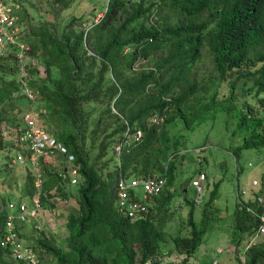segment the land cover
Instances as JSON below:
<instances>
[{"label": "trees", "instance_id": "obj_1", "mask_svg": "<svg viewBox=\"0 0 264 264\" xmlns=\"http://www.w3.org/2000/svg\"><path fill=\"white\" fill-rule=\"evenodd\" d=\"M99 12L101 18L91 25L77 29L82 20L75 19L69 30L42 29L28 43L40 63L30 70L29 86L38 91V106L45 110L42 124L80 167L78 185L72 186L60 177L67 169L64 159L59 167L44 165V207L53 193L76 197L79 207L68 217L63 245L53 247L43 240L39 252L51 253L56 264H160L174 253L183 257L180 264H192L218 212V187L205 206L201 227L194 219L195 199L188 202L189 234L179 230L171 235L174 249L165 252L174 196L167 188L175 183L176 158L185 144V137L172 136L171 129L181 123L193 131L225 113L238 118L236 133L242 143L233 150L235 157L246 150L263 152L264 109L262 117L247 98H260L264 107V0H109ZM204 51L218 81L202 83L197 77ZM20 79L15 56L0 57V155L14 150L2 125L13 126L18 136L21 112L33 106ZM225 83L227 91L221 88ZM238 85L247 96L241 106ZM113 105L133 132L144 131L142 140L130 141L120 157L114 150L127 140L126 124L113 113ZM155 116L159 121L152 123ZM30 176L32 196L36 187ZM122 176L167 178L165 190L148 201V213L136 221L117 207L116 184ZM261 180L264 187V173ZM233 218L232 240H250L256 223L242 204ZM4 220L5 213H0V230ZM257 245L248 251V264L264 263V238ZM0 264L22 263L0 247Z\"/></svg>", "mask_w": 264, "mask_h": 264}, {"label": "rangeland", "instance_id": "obj_2", "mask_svg": "<svg viewBox=\"0 0 264 264\" xmlns=\"http://www.w3.org/2000/svg\"><path fill=\"white\" fill-rule=\"evenodd\" d=\"M28 0L25 13L21 15V28L27 43L35 40V33L42 29H50L62 32L70 28L73 20L81 19L82 23H77V29L91 25L101 18L98 11L104 10L109 0ZM98 14V16H96ZM83 16L86 18L82 19ZM96 16V19L93 18ZM87 20V21H85ZM37 66L39 61L32 58ZM43 70V69H42ZM196 74L202 83H211L219 80L213 62L208 51H204L202 62L196 68ZM240 83V82H239ZM227 83L221 88L227 91ZM242 85H238V100L240 106L248 99L249 105L253 106L258 114H262L264 109L260 98L242 94ZM229 88V87H228ZM247 99H246V98ZM264 95L261 96V98ZM39 103L34 105L35 110L45 113ZM30 104L24 105L26 108ZM102 108H97L99 113ZM246 111V108L242 109ZM22 111V110H21ZM264 118V117H263ZM98 117L94 119V123ZM238 118L229 116L225 113H218L215 119L209 118L208 121L199 125L195 130L188 131L183 124L178 123L175 129H171L172 136L181 134L185 137V144L180 147L179 155L176 158V180L173 186L168 187L174 194L172 200V218L168 225V235L166 236L165 252L174 249L171 235L177 234L180 230L183 235L189 234L187 228L191 207L188 202L196 199L195 189L191 186L192 181L200 172H204L207 179L203 186L201 203L195 209V221L201 227L203 211L206 204L210 201L212 192L218 187L216 192L215 206L218 212L215 213L211 222L210 230L204 237L203 243L191 259L192 264H248V252H245L248 240L241 243L233 241L234 218L233 214L237 206L247 203L258 189H253L252 181L261 180L264 173V150L261 153L257 150L242 151L240 156L235 157L233 150L240 146L242 137L237 134ZM5 140L13 147L12 152H4L0 155V187L8 190V193L18 187V177L26 181L29 180L28 172H22L21 166L15 165L14 155L17 154V133L13 126L8 123L2 125ZM102 140V138H101ZM98 145L92 148V156L98 155ZM57 161L55 166L59 165ZM252 163L253 167H249ZM112 163L110 166H113ZM28 171V170H27ZM30 194L31 187L25 188ZM24 189V190H25ZM252 200V199H251ZM250 200V201H251ZM196 204V203H195ZM76 197L64 199L60 195L53 193L46 199L45 213L43 215L54 218L55 237H51L50 246L61 247L69 235L67 229L68 217L71 213L78 210ZM47 226V225H46ZM46 227L40 230L41 235H45ZM249 238V237H248ZM40 240V239H39ZM42 241V240H41ZM263 241L259 239L258 245ZM236 243V244H235ZM257 245V246H258ZM222 250V252H220ZM47 255L43 258L42 264H56L51 253L44 250ZM182 256L175 253L169 257H162L160 264H180ZM264 264V263H263Z\"/></svg>", "mask_w": 264, "mask_h": 264}, {"label": "built area", "instance_id": "obj_3", "mask_svg": "<svg viewBox=\"0 0 264 264\" xmlns=\"http://www.w3.org/2000/svg\"><path fill=\"white\" fill-rule=\"evenodd\" d=\"M36 2L38 1L35 0ZM27 3L28 0H0V57L15 56L18 62L22 93L33 105L30 110L20 114L22 128L16 146L21 149V152L14 162L29 166V171L35 179L36 193L30 203L11 201L7 204L5 220L0 230V247L6 250L11 260L16 263L42 264L39 248L24 242L21 236V227L42 217L45 213L42 202L45 182L44 165L59 167L62 163L61 159H64L67 169L61 172L60 177L72 186L78 185L80 167L77 165L75 156L70 154L66 146L44 127L41 120L43 113L34 108V105L39 103L40 97L38 91L29 86V81L31 80L30 70L37 65L32 59L31 47L21 28V15L25 13ZM112 111L121 116L126 124L127 140L118 142L114 150V154L120 157L123 147L130 141L140 142L142 140L144 131L133 132L134 128L114 105ZM158 121L157 116L151 120L152 123ZM57 161L60 163L55 166ZM249 167H253V164L250 163ZM206 179L205 173H199L191 183L196 192L195 202L197 205L201 203ZM166 187V177L154 176L146 179L120 177L116 184L117 207L120 214L131 221L144 217L149 211L148 201L159 196ZM252 187L258 189L251 197L252 200L241 203L256 223L255 233L247 243L245 252L256 246L260 238H264L263 182L254 179Z\"/></svg>", "mask_w": 264, "mask_h": 264}, {"label": "crops", "instance_id": "obj_4", "mask_svg": "<svg viewBox=\"0 0 264 264\" xmlns=\"http://www.w3.org/2000/svg\"><path fill=\"white\" fill-rule=\"evenodd\" d=\"M17 154L14 155V159L17 157V155L21 152V149L17 146ZM14 153H10V155H13ZM15 165L21 166V170L22 172H28V176H32L31 172L29 171V166L26 164H19V163H14ZM28 170V171H27ZM30 176V177H31ZM25 178H19L17 180V185L21 191V193H19L17 191V189L12 192V193H8V190H4L2 189V187H0V213H5L6 208H7V204L11 201H15V202H25V203H30L33 196H30L29 193L26 192L25 188H29L31 187V185L29 184V180L26 181V177ZM25 189V190H24ZM47 225V226H46ZM55 226L56 223L54 222V218H49L46 215H43L42 217L30 221L29 223L25 224L24 226L21 227V236L24 240V242L28 245H32L37 247V249L39 248V242H41V240H51V237H55ZM44 227H46V232L45 235H41L40 230L44 229ZM40 239V240H39ZM51 243V242H50ZM40 249V248H39ZM43 251V250H42ZM43 254V258L47 255V253H45L44 251L41 252Z\"/></svg>", "mask_w": 264, "mask_h": 264}]
</instances>
